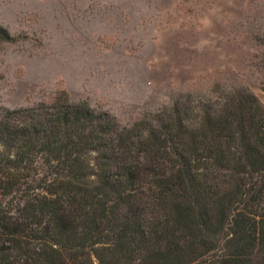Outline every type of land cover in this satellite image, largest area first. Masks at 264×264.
Instances as JSON below:
<instances>
[{"label":"trees","instance_id":"1","mask_svg":"<svg viewBox=\"0 0 264 264\" xmlns=\"http://www.w3.org/2000/svg\"><path fill=\"white\" fill-rule=\"evenodd\" d=\"M236 78L128 126L65 92L0 106V264H264V104Z\"/></svg>","mask_w":264,"mask_h":264},{"label":"rangeland","instance_id":"2","mask_svg":"<svg viewBox=\"0 0 264 264\" xmlns=\"http://www.w3.org/2000/svg\"><path fill=\"white\" fill-rule=\"evenodd\" d=\"M0 24L2 107L65 92L128 126L233 77L264 104V0H0Z\"/></svg>","mask_w":264,"mask_h":264}]
</instances>
